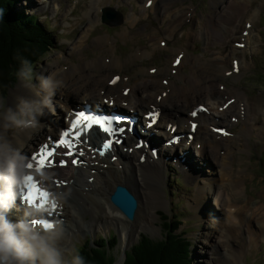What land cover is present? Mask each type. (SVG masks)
Segmentation results:
<instances>
[{"label": "bare ground", "instance_id": "obj_1", "mask_svg": "<svg viewBox=\"0 0 264 264\" xmlns=\"http://www.w3.org/2000/svg\"><path fill=\"white\" fill-rule=\"evenodd\" d=\"M44 1L46 2L47 0ZM162 1L163 5L168 6L172 2H177L179 0ZM158 2V0H154L152 8L156 7ZM98 3H101V6L104 5L103 0H96V2H91V4H89L90 6H88L89 9H87V13L85 14V16L89 17L92 11H94L95 5L97 9ZM252 4L253 0H236L232 2L226 1L224 6H220L223 11L229 12L232 16L234 14V9L238 6H242L244 8V12L248 14V11L251 9ZM117 8H123L122 4L121 7L117 6ZM165 8L168 10L169 7ZM153 11L156 14V10L153 9ZM238 11L241 10L238 9ZM244 12L241 11L239 17H237L238 20H234L233 24H231L227 29H223V27H221L220 29L216 28L217 26L212 21L210 22L211 27L206 24V30H209L211 34L222 31V36L219 39H222L225 34H229L231 36H233L234 34H239V26L243 21V17L245 15ZM148 13L149 12H147L146 14ZM182 16L183 14L181 15V17ZM181 17H176V19H181L178 25L167 26V30L165 31L167 36L166 38H173L175 34L180 30V27L186 22L187 19H183ZM255 17H257V14L254 12L247 18V22L252 24V26L255 25ZM134 19L135 18L131 17L128 21L129 24L131 23V26L133 27L140 23L137 20V17L135 21ZM168 20H172V17L167 19L165 16H163L161 22L166 24ZM98 22H100V18ZM230 22L231 18L229 17V15H227L226 26H228ZM91 32L92 31L89 30V33ZM206 33L207 31L205 32V34ZM205 37L208 45L210 42V34H206ZM242 38L245 39L244 43L252 44L254 38L253 27L251 30L244 32ZM161 42L164 43V45L167 44L166 40L160 39V41L157 42L158 47H161ZM84 43L85 40L81 41V47ZM106 44L108 47H106V50L110 53L109 57L106 56L102 58V56H99L96 60L94 59L90 63L93 64L94 67H97L99 69H104L109 66L108 68H106L107 71L102 72L105 76V83L96 82V80L91 78L89 74L85 73L84 66L80 64L72 66L70 72L68 70H59L61 75H56L54 69H52L51 71L49 66L46 67L45 71L50 72V75L52 74V76L55 79L61 81L62 84V86L57 90L56 94L53 97V103L54 106H56L52 114L55 115L56 118L54 119L55 121L52 118L44 119L42 121V118L45 117V112L44 116L38 117L40 127L31 135V138L24 139V142L22 144L23 154L28 155L29 151H37L36 147L46 141L48 137L56 136L57 130L64 125V117L71 112L75 104L81 103L82 105H84L85 101H91L92 99L104 100L105 98H112L115 102H127L128 107L125 108V110H133L137 114L141 113L145 108H149L150 106L158 107L163 111L162 119L158 124V127H162L165 122L167 126L170 122H172V120H174L175 124H180L181 128L179 131H182L183 123H186L188 120V113H191L192 110H194V108L199 104H196L194 108H192L191 105H189L190 107H188L186 104L185 106H183L181 102L176 101V98L181 94L183 97H179V99L181 101H186L187 104H189L187 96H192V94H190L189 92L192 88H194L197 91V95H193V97L195 98L194 105L199 100L204 101L206 106L210 110V114L209 116L206 115L200 118L201 125L197 130L194 143L188 145V143L186 144L182 142L180 145L170 146L167 148V153L163 152L162 148L157 145V147L159 148V158H154L149 151H147L146 153L144 148L141 150H135V138L130 135L127 136L124 146L122 147L127 148V152L118 149V146L115 145L114 148L116 151L114 155L109 156V153H107L105 157H100L96 153L99 151H104V149L102 148L103 137H101V135H99L98 133H91L89 136V145L91 146V151H94V153L92 154L91 151H88V156L82 160L84 166L78 169L70 167L69 170L62 171L59 174H54L52 178L53 184L51 183V186L53 187V191L68 193L67 200L63 202V205L65 206L66 203L71 209V212L67 211L66 214L61 215L59 218L57 215L55 217L60 221V223H62L65 229L66 238L63 241V247L65 249H69V247L73 244V238L78 232L92 233L95 229H106L109 231L111 228H113L104 227L103 224H110L118 227L122 233L121 239L123 237L124 242L132 232L138 231L141 233L147 227L146 223L143 220H140L141 217H143L146 213L150 214L152 212V207L155 210L161 207V203L159 202L160 195L164 194V185L167 184L166 172L168 171V165L166 164L164 158L172 157L173 153L178 150V148H180L181 151L184 152H189L192 148H194L197 158L203 163L207 162L206 159H208L209 155H212L213 157L215 166L214 170L210 171L208 169L205 170L204 168H199L202 171L201 174H204L205 177H200L199 174L193 171L188 174V179L193 182V186L195 187L194 196L190 198V204L193 206V208L196 203V198H198L200 195H205V198H203V196H200V201L203 205L200 206L202 210L199 207V212L205 211V218L211 217L210 214H213L211 211L213 207L214 210H217L219 212L220 217L222 216V213L224 214L223 218H225L226 224H228L231 227V230H233L235 233H238L240 228H242L250 220H253L259 226V229L263 232L262 240L264 241V201L260 203V200H255L252 202L248 198V196L246 195V180L248 179V174H246V172L242 169H239L237 172H235V170L233 169L234 139L229 138L233 140L227 142L225 141V139L217 138L215 134H213L211 131L209 132L208 128V125L217 123L219 121H223L224 124L229 126L230 128H233L236 124H239V122H241L242 128L237 137L239 143H242V137L248 135V127L253 128L251 136L257 133L261 135L262 139L264 140L263 125L260 126L261 124H264V121H257V117L259 115H262L264 117V104L262 100L260 99V104L259 106H257V102L255 100H253L252 104L247 101L248 99L246 97V94L241 91L240 88L236 89L233 87L234 89L232 91H230L231 89L229 90L225 88L224 91H220L218 84L215 88L213 87V81L217 80L218 76L219 79H221V72H223V75L228 72V69L226 68V65L228 63L227 60H225L224 62L219 60L212 61L213 63H215L214 65H216V67L221 68L220 75L218 70H214L212 73H210L207 68L202 69L199 68L200 66H192V73L194 74V77L191 74V76L183 78L182 75L179 74V70H175L173 65H168L164 67L161 72H158L159 69L152 70L151 75H148L146 77H144V71L140 70L129 77L128 81H122L124 77H127L126 74H124V76L121 77L120 81L116 85L110 86L112 76L111 73H108V70L117 69L124 73L126 66L132 61L129 58H123L121 56H118L117 54L115 55L114 48L110 46H114L115 48L116 46L111 45L109 39L107 40ZM79 47L80 46L76 47V49ZM98 48L101 49V46L99 45ZM236 52L237 50H234L233 55H236ZM189 56L187 58V64H191L192 62L189 59ZM106 58L110 59L109 63H106ZM144 58L140 54V57L139 55H136L133 60L138 61L139 59ZM215 59H217V57ZM126 60H130V62H127ZM234 60L238 59L235 58ZM184 65L185 62L182 61L178 69H181V67ZM249 68L250 66H243L240 63V73L233 72L232 76L236 78L237 76L241 75L242 72L248 70ZM170 73H174L175 77H170ZM159 75H166L167 77H169L167 86L163 85L158 80ZM177 81H179V83ZM124 82H126V84ZM20 85L22 86V84ZM127 87H130L131 90L128 96H125L123 93ZM19 90H22V88H19ZM26 90L27 91H21L18 97L12 102V107L14 109L18 103L19 97H24L29 100L38 99V97H36L31 90L27 88ZM178 90L180 91V93L178 92ZM164 92H167L166 96H163ZM102 93H104L103 97L101 96ZM197 97H199L198 100L196 99ZM55 98L61 101L57 102ZM229 102V108L220 111V108ZM217 105L219 106L217 107ZM178 106L180 109H182V112L180 113H178ZM189 109H191V111ZM232 119L236 120L235 123L232 122ZM256 122L258 125L254 128ZM10 135L11 134L9 133V136ZM167 135H170V133H167ZM150 138L151 140H154L153 137ZM250 138L246 139V142H248ZM156 142L159 143L158 141ZM197 145L200 149H197ZM130 149L133 150L131 153L128 152V150ZM142 154H146L145 161L143 163L140 161V159L143 157ZM113 156H118L117 162L113 163L111 161V158ZM187 160L191 162L192 158L190 154L187 156ZM187 160H185L184 163L188 162ZM207 164L209 166H212L210 162H207ZM51 173H55V170H52ZM216 174H218L220 177V181L217 186L211 182L212 177H214L215 179ZM91 179L92 182H90ZM120 185L128 187L137 197L139 196V208L136 213L135 220L133 221L127 219L123 215V213L120 212L112 204L110 200L115 188ZM213 187H216V190ZM140 191L142 195V202L141 197L138 193ZM211 198L214 203L213 205L211 203L210 207L209 201ZM16 208L17 207H15V209ZM219 214L217 215V217L219 216ZM7 215L10 216V211ZM11 222H16V218L13 217ZM210 222L212 224L209 227V230H205V232H203L205 233L203 234V236L207 240V249H209L210 246L211 248H213L220 243L219 242L216 244L214 239L218 242L220 240H225L226 237L229 236L228 233L221 230V226H216L214 224V220ZM178 231L176 233L177 235L185 234L178 233ZM244 236H246L248 239V237L255 236V234L245 232L242 237ZM255 240L257 241V238L251 240L250 243H248V247H240L243 250V253H245L246 249H250L251 243H254ZM235 241H241L240 237L235 239ZM127 242H129V239L127 240ZM223 243L224 242H222L221 244ZM206 247L204 245V248ZM208 254L209 252L206 253V255ZM229 254H231V252ZM226 257L229 258V255H227ZM124 262L125 260H123L122 258V260L120 259L116 263L124 264Z\"/></svg>", "mask_w": 264, "mask_h": 264}, {"label": "rangeland", "instance_id": "obj_2", "mask_svg": "<svg viewBox=\"0 0 264 264\" xmlns=\"http://www.w3.org/2000/svg\"><path fill=\"white\" fill-rule=\"evenodd\" d=\"M93 1L96 2V0H47L46 2L44 0H17V2L12 4L19 12L24 13V15L28 17H33L39 21L40 25H42L44 28H47L46 26L50 25L51 30H56V32L53 33L55 46H53L49 53L45 52L41 55L43 60L40 58L36 59L39 63H37L35 70L33 68L35 75L32 83L37 87H39V80L35 77L50 76V72L45 71L46 67L49 66L51 71L54 69L56 75H61L60 71H67L68 69L70 72L72 66L79 64L84 66L85 73L89 74L91 78L96 80V82L105 83V76L102 72L107 71L106 68L109 66L104 69H99L94 67L93 64H90L91 61L88 60H92L94 58L97 59L96 56L99 57L100 53L97 51V49L102 53L106 52L108 55L110 54L106 50V43L108 39H115V42L112 45H117V54L126 58H134L135 55L139 53V51L144 50V53L141 54V56L146 58L134 61L135 65H131L133 63L132 59V62H130V60H126L130 63L126 66V68L129 66V68L128 71L125 70L124 74H134L140 70H143L145 75L144 77H146L150 75L149 72L151 69L157 68L159 69L158 72H161L164 67L170 65L173 59L178 54L183 53L184 50L186 51V56L182 61L185 62V65L182 66L181 69V75L183 78L189 77L191 74L194 77V74L192 73V66H200L199 68L202 69L207 68L210 73H212L214 70H218L220 75L221 68L216 67V65H214L215 63L212 61L219 60L224 62L227 60L228 63L226 68L229 71L232 69V60L235 58L233 51L238 49L236 47V43H241L240 37L242 36V32L244 30H250L247 28V18L249 15L255 12L257 17H255V25L253 26V42L252 44L246 43L247 46L244 49L239 50L236 55L243 66L248 65L250 68L245 70L240 76L236 78L232 76H224L222 74L223 72H221V79H219L218 76L217 80L213 81V87L215 88L218 83H222L227 88H232L231 90L229 89L230 91H232L234 88H240L241 91L247 94V101L250 104H252L253 100H255L257 102V106H259L260 99L264 104V0H253V4L251 5V9L248 11V14L244 12V8L242 6H238L234 9V14L232 16L229 12L223 11L221 6H224L226 1L232 2L236 0H179L177 2H172L168 6L163 5L162 0H158L159 2L156 7L150 9H155L156 14L151 12L145 18L138 16L142 17L143 21L139 23L138 26L136 25L135 29L133 30H128V28H133L131 23L129 24L128 22L129 18H135V21L138 15L137 13L147 15L146 13L148 11L147 9H144L146 0H117L119 6H121V1L122 7L125 6L124 10L121 12L123 16L122 24L114 27H108L107 25L99 26L98 24L95 29H89L92 31L91 33H89L88 30L86 34V31L84 30L88 24L93 23V27H95L94 25L98 23L101 9L104 7H111L114 3V0H103L104 5L101 6V3H98L97 9L95 5V9L92 11L90 16H85L87 9H89V4H91ZM114 6L116 7V5ZM133 6H142V10H144L143 12L136 10V13ZM165 7H169L168 10ZM238 9L245 13L243 21L239 26V34H234L233 36L227 35V37L222 40L219 39L222 36V31L211 34L209 30H206L207 25L211 27L210 22L212 21L217 26L216 28L220 29L223 27V29H227L231 24H233L234 20L239 17L241 11H238ZM162 13L167 19L172 17V20H168L166 22L167 25L161 22L163 17ZM63 14H67L66 18L61 16ZM182 14L183 16L181 17ZM227 15H229L231 18V22L228 26H226ZM177 16H180L183 19L186 18L188 21H186L187 23L185 22L182 29H180L173 38L168 39L166 38L167 36L165 31L167 30V26H176L179 24L181 19H176ZM68 19L70 20L69 22L72 24V26L68 24ZM146 28L148 31L144 32L146 31ZM141 29H143V31ZM205 30L207 31L206 34H210V42L208 45L205 37ZM70 34L77 35L73 39V36L70 37ZM147 34L154 38V46L157 48V51L152 54H150L151 43ZM127 35L129 36L127 37ZM88 38L89 41L87 45ZM160 39L170 40L168 42L169 48L158 47L157 42H159ZM83 40H85L86 44L84 43L81 47V41ZM99 45L101 46V49L98 48ZM78 46L80 47L76 49ZM110 47L114 48V54L116 55V48L114 46ZM146 47L149 51H145ZM82 50H84L83 53H77ZM105 55L106 54H103V56ZM188 56L192 61V65L187 64ZM216 57L217 59H215ZM113 70L115 69L108 70V73L112 74ZM114 73L123 74L118 70L114 71ZM165 76L166 75H159L158 80L160 81V78H164ZM122 81H124V78ZM177 82L179 83V81ZM124 83L126 84V82ZM20 84L21 82H19L17 79L16 84L8 92L7 96L3 95L2 91H0V97L7 100L8 106L12 107V102L18 97L21 91H27L26 88ZM222 84H218L219 90L221 89ZM19 88H22V90H19ZM178 92L180 93L179 90ZM196 92L197 91L194 88L190 90L189 93L192 94V96H187L189 104H187L186 101H181L179 99V97H183L181 94L176 98V101L181 102L183 106L186 104L188 107H190L189 105H191L193 108L195 102L193 95H197ZM196 99L198 100L199 97ZM55 100L57 102L61 101L57 98H55ZM177 108L178 113L182 112V109H180L179 106ZM44 112L46 117L50 116L49 119H55L56 116L53 115L48 109H45ZM43 120L44 119L42 118V121ZM262 120L264 121V117L259 115L257 117V121L260 122ZM257 125L258 124L256 122L254 128ZM262 125L264 131V124H261L260 126ZM241 128V122H239V124L233 128V169L235 172H237L239 169H242L246 172V174H248V179L246 180V195L252 202L255 200H260L261 203L264 201V140L262 139L261 135L257 133L251 136L253 128L248 127V135L246 134L247 136L242 137V143H239L237 137ZM249 138L250 140L246 142V139ZM233 139H225V141L230 142ZM180 156H182L181 153ZM211 164L212 166L209 167L207 163H202L201 168H204L205 170L210 169V171L213 168L214 170L215 166L213 160L211 161ZM59 173L61 172H58L57 174ZM183 174L185 175V172L183 171L182 167H180V169L170 168L166 172L167 184L164 185V194L160 195V201L158 200L161 203V207H159L157 210L152 207V212L150 214L146 213L143 217H141L140 220H143L147 225V227L141 233L138 231L132 232L124 242L123 237L121 239L122 233L118 227L110 224H103L104 227L113 228H111L109 231L106 229H95L92 233L78 232L73 238V244L69 247V249L75 248L78 252H80L84 247V243H86L88 239H92L93 242H98L99 238L101 237H108V239L111 240L115 236L117 238V241L115 240L117 245L115 246V244H112L110 247L113 248L114 251H111L112 255L115 256L116 262H118L120 259L122 260L123 252L126 250L129 251L131 247L138 243L142 236H148L154 241L161 240L163 237H165L167 230L164 228V226L167 225L170 227L171 221H174V217L176 216V218L180 219L181 223L183 224L179 228L178 233H185L186 238L189 239L192 244L190 255V259H192L191 264H264V241L262 240L263 232L259 229V226L256 224V222L250 220L247 224L240 228L238 233H235L233 230H231V227L226 224L225 218H223L224 214L222 213V216L220 217L219 212L214 210L213 207L211 210L213 214H210L211 217L205 218V211L199 212V207L203 206L200 201V196L205 198V195H200L198 198H196L194 208L197 210H195L190 204V198L194 196L195 187L193 186V183L188 182L184 178ZM215 179L212 177L211 182L217 186L220 181L218 174L215 175ZM213 188L216 190V187ZM138 193L142 202L141 191ZM137 198H139V196ZM209 203L211 207V203L212 205L214 203L212 198L210 199ZM200 209L202 210L201 207ZM65 210L66 211L64 214H66L67 211L71 212V209L66 203ZM160 213H162L163 216L167 215L169 220L164 221L161 219V216L159 215ZM218 214L219 216L217 217ZM212 219L216 222H214V224L216 226H221V230L228 233L229 236H227L225 240H220L218 242L214 239L216 244L219 242L220 243L213 248L210 246L209 249H207V240L203 236V234H205L203 232H205V230H209V227L212 224L210 221H213ZM245 232L253 233L255 236H250L248 239L246 236L242 237ZM239 237L241 241L236 242L235 239ZM254 238H257L258 244L255 240L254 243H251L250 249H246L245 253H243V250L240 247H248V243H250V241ZM128 239L129 242H127ZM111 242L112 241H110V243ZM222 242L224 243L221 244ZM204 245L206 248H204ZM207 252H209L208 255H206ZM230 252L231 254H229ZM227 255H229V258L226 257Z\"/></svg>", "mask_w": 264, "mask_h": 264}, {"label": "clouds", "instance_id": "obj_3", "mask_svg": "<svg viewBox=\"0 0 264 264\" xmlns=\"http://www.w3.org/2000/svg\"><path fill=\"white\" fill-rule=\"evenodd\" d=\"M3 16L4 11L0 9V19ZM34 75L32 63L22 59L17 79L38 99L19 97L14 109L0 97V264H86L75 248L63 247L66 234L62 223H45L46 208L24 199L26 185L30 182L27 178L34 172L29 168V156L22 152V144L39 129L38 117L44 115V110L54 112L53 97L62 86L51 74L35 77L39 80L37 87L32 83ZM53 175L39 173L42 182L51 181ZM67 197L68 193L59 191L52 195V199L60 203ZM17 200H20L17 210L22 216L11 222L7 214Z\"/></svg>", "mask_w": 264, "mask_h": 264}, {"label": "trees", "instance_id": "obj_4", "mask_svg": "<svg viewBox=\"0 0 264 264\" xmlns=\"http://www.w3.org/2000/svg\"><path fill=\"white\" fill-rule=\"evenodd\" d=\"M14 2L17 0H0V9L4 11L3 19H0V91L3 95L16 84V72L22 59L29 60L34 66L36 59H42L41 55L50 52L54 45L53 34L33 17L19 12L12 5ZM160 216L164 221L169 220L162 213ZM174 219L170 224L172 227L164 226L167 233L161 240L142 236L126 252L124 264H191L192 244L185 234H176L183 224L176 217ZM115 240L110 243L101 238L94 246L93 242L87 241L80 255L86 264H114L116 258L110 246Z\"/></svg>", "mask_w": 264, "mask_h": 264}, {"label": "water", "instance_id": "obj_5", "mask_svg": "<svg viewBox=\"0 0 264 264\" xmlns=\"http://www.w3.org/2000/svg\"><path fill=\"white\" fill-rule=\"evenodd\" d=\"M117 19H119L118 22L116 21ZM104 21L110 26H113L114 24L121 23L122 16L113 10H107L104 16ZM110 200L112 204L126 216V218L130 221L135 219L139 201L127 187L121 185L117 186L114 193L111 195Z\"/></svg>", "mask_w": 264, "mask_h": 264}, {"label": "snow or ice", "instance_id": "obj_6", "mask_svg": "<svg viewBox=\"0 0 264 264\" xmlns=\"http://www.w3.org/2000/svg\"><path fill=\"white\" fill-rule=\"evenodd\" d=\"M82 119H85V120H89V121H91V120H93L94 118H92V117H82ZM96 123H97V124H100L101 127L103 126V125H102V122H100V121H96ZM74 127H75V125H74ZM104 131H108V129L105 128ZM64 135H65V139L61 140L59 143H60V144H64V145H66L67 148L71 149V148L73 147V145H72V143H71L70 140L66 139V138L70 135V133H69V132H65ZM76 138L79 139V136H77ZM47 154H48L49 156L52 155L51 152H49V153H47ZM67 154L71 155L72 153H71V152H68ZM81 154H82V153H81ZM35 158H36V157H33V159H35ZM73 163H76V161H73ZM32 167H33V165H32V164H29V168H32ZM27 179H28L29 181H32V180H33V177H28ZM26 189H27L28 191L25 193V195H24V199H25V201L28 202L29 204H35L36 199H37L39 196H46V195H47V193H42V192L39 190V188H38L36 185H34V184H32V185L27 184V185H26ZM53 207H55V205H53Z\"/></svg>", "mask_w": 264, "mask_h": 264}]
</instances>
